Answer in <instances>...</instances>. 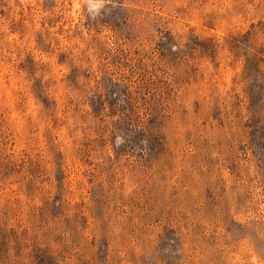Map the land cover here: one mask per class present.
Returning a JSON list of instances; mask_svg holds the SVG:
<instances>
[{"label": "rangeland", "instance_id": "rangeland-1", "mask_svg": "<svg viewBox=\"0 0 264 264\" xmlns=\"http://www.w3.org/2000/svg\"><path fill=\"white\" fill-rule=\"evenodd\" d=\"M0 264H264V0H0Z\"/></svg>", "mask_w": 264, "mask_h": 264}]
</instances>
